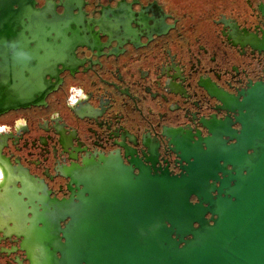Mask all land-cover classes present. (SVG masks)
Listing matches in <instances>:
<instances>
[{"label":"flooded vegetation","instance_id":"1","mask_svg":"<svg viewBox=\"0 0 264 264\" xmlns=\"http://www.w3.org/2000/svg\"><path fill=\"white\" fill-rule=\"evenodd\" d=\"M42 79L39 103L0 110V264L51 256L78 179L187 175L235 144L264 97V0H0V99Z\"/></svg>","mask_w":264,"mask_h":264},{"label":"water","instance_id":"2","mask_svg":"<svg viewBox=\"0 0 264 264\" xmlns=\"http://www.w3.org/2000/svg\"><path fill=\"white\" fill-rule=\"evenodd\" d=\"M51 87L30 81L29 94L0 99V110L39 103ZM246 108L236 143L205 146L199 172L112 163L109 176L78 179L83 192L56 202L53 213L68 220L38 264H264V97Z\"/></svg>","mask_w":264,"mask_h":264}]
</instances>
